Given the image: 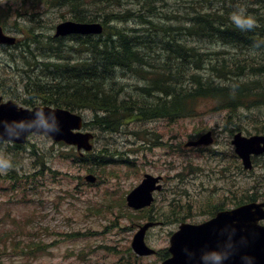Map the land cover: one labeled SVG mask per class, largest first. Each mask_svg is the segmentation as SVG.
<instances>
[{"label":"rangeland","instance_id":"obj_1","mask_svg":"<svg viewBox=\"0 0 264 264\" xmlns=\"http://www.w3.org/2000/svg\"><path fill=\"white\" fill-rule=\"evenodd\" d=\"M21 1L27 6L22 5L20 12H29L28 16L34 14L28 11V4L31 8L34 1L38 5L45 4L43 0H18L13 5L17 6ZM10 4L11 0H0V9L8 12V26L25 29L29 27V22L34 25L41 20L46 27L38 24L37 27L47 31L58 23L56 9H46L45 4L37 11L39 21L34 18L27 20L26 24L20 20V25L15 24L13 18L17 9L11 8ZM132 5H110L104 7L105 11L98 7L89 13L93 12V17L101 22L106 13L125 14L126 22H112L107 26L126 32L132 38L134 49L137 48L145 56L146 65L143 68L149 69L155 76L160 78L156 69L160 68L159 63L165 60L166 54L160 51L157 58L155 51L159 48L154 45H159L160 40L175 38L184 50H194L189 52L188 57L193 67L197 65V68L205 70L210 67L222 75L238 72L235 77L226 74L224 83H233L228 85L233 87L235 83L244 82L250 90H256L255 87L258 92L264 89L262 49L223 41L219 34L210 37L211 41L206 44L192 45L184 40L186 37L182 35L180 23L181 16L191 20L210 10L230 9L235 12L245 8L246 13L253 15L258 22L256 30L264 32V0H155L152 6L146 8ZM173 12V19L167 18ZM135 22L142 25V30L141 25ZM213 26L218 25L213 22ZM212 27L207 26V31L205 28L199 30L205 35L217 34L212 32ZM226 29L231 36V26ZM237 30V34L241 35L247 29ZM18 31L25 36L24 30ZM185 34L191 37L190 33ZM101 39H106V36ZM52 46L46 50L39 41L34 45L31 42L21 45L18 48L20 52L11 57L17 66L15 72L9 73L0 66V97L11 99L21 106H26L25 99L30 103H41L38 85L42 83L32 81L23 93H20V82L10 88L12 92L8 91V83L28 67L32 68L30 75L45 82L46 78L53 76L52 69L47 71L39 64H70L76 61L75 48L78 45H56L52 42ZM217 57L224 59L227 67L220 68L223 65L217 63ZM236 66H242V69L237 70ZM258 68L261 73L255 72ZM184 71L180 85L183 90L193 86L192 75H195L193 68ZM115 72L119 73L115 74L116 83L111 89L120 94V101L127 97L137 100L141 89L148 87V79H155L153 75L130 79L127 76L136 72L121 68ZM254 82H258V85H254ZM122 83L131 87L124 90ZM19 95L21 100H15ZM217 104V101L205 102L192 119L175 122L138 120L123 129L120 126L116 132L93 124L95 114L83 111L88 128L85 130L91 131L95 138L92 142L94 149L115 155L112 167L94 171L98 182L93 185L84 180L88 169L75 163L69 147L56 144L42 134L30 136L26 151L7 155L15 169L0 173V264H162L156 254L138 257L131 249L137 228L151 221L147 216L152 218L154 225L146 232L145 242L150 248L160 251L168 248L170 235L177 230L180 222L200 223L207 220L211 206L223 204L230 207L232 200L243 194L248 197L257 196L258 193V196H264V186L260 184L264 180V168L260 166L264 157L255 161L250 172L240 168L237 170V163L228 158L231 153L227 152L228 148L232 149L228 129L233 126H225L228 116L231 122L235 121L241 126L244 135L264 134V104L261 108L239 106L234 109H222L221 104ZM209 129L214 130L216 141L209 147L207 157L183 149L184 143ZM215 151L222 154L224 159L220 155H213ZM224 165L231 168L230 172L222 170ZM189 166H196L199 170L188 173ZM144 174L161 176L162 189L155 193V201L145 213L131 216L133 212L127 208L125 196L140 183Z\"/></svg>","mask_w":264,"mask_h":264},{"label":"trees","instance_id":"obj_2","mask_svg":"<svg viewBox=\"0 0 264 264\" xmlns=\"http://www.w3.org/2000/svg\"><path fill=\"white\" fill-rule=\"evenodd\" d=\"M125 1L126 4H134L133 7L140 5V7L146 8L152 6L151 3L155 0ZM52 4L57 8L68 7L76 21L93 22L97 19L93 17V12L89 13L90 10L99 7V10L105 11L104 7L110 5L118 7L122 5V2L121 0H52ZM127 13L130 12L127 11ZM231 13L233 12L230 9H223L221 11L210 10L202 15L198 14L195 18L188 20L189 27L181 25L183 27L182 35L186 37L184 40L186 42L189 39L196 42H210V37L219 34L220 39L223 41L252 45L253 48L264 51V32L253 27L238 35V27L231 23ZM106 14L104 20L107 22L126 20L125 14L113 12ZM213 22L218 26H213ZM207 26H213L211 30L217 34L209 33L205 35L204 32L199 30V28L201 30L205 28L207 31ZM230 26L232 28L231 36H229L230 33L227 32V29L225 30ZM185 32L190 33L191 37L187 36ZM156 33L158 35V31ZM104 36H106V39H101ZM94 38L96 37L75 38L76 45L79 46L75 48L77 59L70 64L68 62L60 64L42 62L40 64L47 71L51 68V74L53 75L46 78L45 82H42L43 85H38L44 104L71 110L91 109L95 114L93 124L110 132H116L121 125L129 120H145V118L175 120L193 117L196 115V106L199 100L217 101L219 103L217 106L221 104L220 108L222 109L264 104V89L258 92V88L255 87L256 90H250L244 82L242 84L235 83L233 87L228 86L233 83H224V78H227L226 74L235 77L238 76V72L222 75L220 71L216 72L214 69L212 71L210 67L207 70L202 69L206 75H192L193 86L183 90L180 85L181 78L185 76L184 69L190 70L193 68L196 73L201 69L197 68V65L193 67L189 62V52L194 50H184L175 38L160 40L158 41L160 42L159 45H154V47L159 48L155 51L157 58L160 51L166 54L165 60L159 63L160 68L156 69L160 78L155 76L149 69L143 68L146 65L145 56L141 55L137 48L134 49L132 38L126 32L106 26L102 35L97 37L98 39ZM51 40V37H49L44 41V49L53 48ZM215 60L218 64L223 65L219 66L220 68L227 67L225 66L227 62L224 59L217 57ZM211 66L215 67L213 64ZM118 68L134 71L140 75H153L155 79H148V87L141 89L140 97L137 100L134 101L127 97L120 101V94L111 89L114 76L119 73L115 72ZM235 69L240 70L242 66H236ZM259 71L258 68V71L255 72L261 73ZM261 76H264V72ZM255 84L258 85V82H254ZM2 146L6 147L3 148ZM22 150H24V147L21 145H2L0 143V154L3 152L5 155H15ZM99 155L101 154L92 153L79 156L75 153L74 157L80 164L91 163L93 166L100 167L107 164L108 161L105 160L104 155L102 157H99ZM12 169L15 168L9 170ZM90 171L93 170L90 169ZM149 219L151 220L150 217ZM166 256V250H163L161 257L166 258Z\"/></svg>","mask_w":264,"mask_h":264},{"label":"water","instance_id":"obj_3","mask_svg":"<svg viewBox=\"0 0 264 264\" xmlns=\"http://www.w3.org/2000/svg\"><path fill=\"white\" fill-rule=\"evenodd\" d=\"M101 32L100 24L68 21L57 27L56 35ZM37 109L55 114L58 131H51L48 135L53 141H63L67 145L76 146L78 150H90L89 140L92 135L80 131L83 123L80 115L49 107L28 110L19 108L12 102L0 104V121H3L0 122V141L23 143L29 134L43 133L42 126L32 119ZM17 121H21V126H17ZM211 141L210 133H207L189 145H207ZM261 143L263 147H260ZM232 144L235 145V151L242 158L245 167L250 165V154L264 152L262 136L246 138L236 134ZM85 179L95 181L92 175L86 176ZM158 180L159 178L146 175L142 183L128 194L126 198L128 206L133 209L149 206L153 200L151 193L160 189V186L155 185ZM261 219H264L261 205L247 204L231 211L220 212L213 219L198 225L184 223L171 236L168 249L171 256L164 264H205L201 257L212 251L226 257L221 264H264V226L259 224ZM150 225L145 224L141 227L133 238L131 247L138 255L153 253L144 242L145 232Z\"/></svg>","mask_w":264,"mask_h":264},{"label":"clouds","instance_id":"obj_4","mask_svg":"<svg viewBox=\"0 0 264 264\" xmlns=\"http://www.w3.org/2000/svg\"><path fill=\"white\" fill-rule=\"evenodd\" d=\"M230 19L241 30H250L258 23L253 15L246 13L245 8H240L231 13ZM49 116L51 117V120H49ZM32 119L42 126V129L44 130L42 135L44 137L50 135L51 131H58L56 117L53 112L45 113L43 109H37ZM17 126H21V121H17ZM12 167V160L7 156L0 155V173L7 172ZM225 258L226 257L222 256L219 252L215 251L209 252L201 257L205 264H221L222 260Z\"/></svg>","mask_w":264,"mask_h":264},{"label":"flooded vegetation","instance_id":"obj_5","mask_svg":"<svg viewBox=\"0 0 264 264\" xmlns=\"http://www.w3.org/2000/svg\"><path fill=\"white\" fill-rule=\"evenodd\" d=\"M2 31L5 35L14 37L15 41L14 43H0V66L4 69H7L9 73H14L17 69V66L14 65V61L11 59V57L15 56L17 52H20L18 48L21 45H24L27 41L23 35H21L20 33L17 34V32L12 27L3 26ZM22 76L23 73H19L17 76H13V78H19V81H21L23 79ZM25 101L30 102V100L28 99H25Z\"/></svg>","mask_w":264,"mask_h":264},{"label":"bare ground","instance_id":"obj_6","mask_svg":"<svg viewBox=\"0 0 264 264\" xmlns=\"http://www.w3.org/2000/svg\"><path fill=\"white\" fill-rule=\"evenodd\" d=\"M85 124H87L86 121H85ZM93 136H94V135H93Z\"/></svg>","mask_w":264,"mask_h":264}]
</instances>
